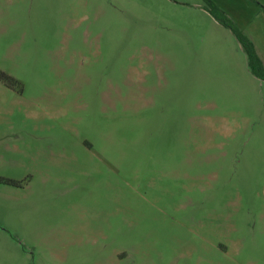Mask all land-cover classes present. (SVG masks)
Returning a JSON list of instances; mask_svg holds the SVG:
<instances>
[{
    "label": "rangeland",
    "instance_id": "1",
    "mask_svg": "<svg viewBox=\"0 0 264 264\" xmlns=\"http://www.w3.org/2000/svg\"><path fill=\"white\" fill-rule=\"evenodd\" d=\"M212 1L264 47V0ZM202 3L0 0V264H264L257 128L224 119L254 108L220 81L244 85L243 52ZM171 74L184 138L163 145L143 107Z\"/></svg>",
    "mask_w": 264,
    "mask_h": 264
},
{
    "label": "crops",
    "instance_id": "2",
    "mask_svg": "<svg viewBox=\"0 0 264 264\" xmlns=\"http://www.w3.org/2000/svg\"><path fill=\"white\" fill-rule=\"evenodd\" d=\"M201 6V4H198ZM204 10V12H208L207 9H205L203 6H201ZM209 13V12H208ZM210 14V13H209ZM215 18V17H214ZM14 21V20H13ZM61 32L58 31L56 34L57 36ZM64 38L62 41H59L57 44H60L62 46L71 45L72 41L67 38V36H71L70 33H67L64 31ZM233 34V32H232ZM235 40L237 41L235 35L233 34ZM251 39V38H250ZM78 42L80 45L84 43V41H81L80 39ZM255 47L257 49V52L259 53L263 64H264V47L261 45L259 40H256L252 37L251 39ZM13 44L12 47L16 46L14 42L21 43L22 41L12 40ZM46 45L50 44L49 41H46ZM54 44L55 42H51ZM238 46L241 48L243 52V60H244V80H241L244 85H241L236 91L233 90V87L230 83V80L228 78H225V75H221L220 81L222 84L223 89L225 90L226 94L230 96V100H238L240 105H245L246 102H251V106L254 108V114L252 115L251 119L250 117H242L240 120L237 117V115H233V110H229V108H233L235 105L233 104H227L225 105L227 108H224V111L229 114V116H224V119L228 120L227 118H231L232 121H239L236 122L235 125L238 127H245L247 129L248 123L251 121L252 124H255V127L257 128L256 131L252 129V132L249 133V131L246 130V142L248 143L249 140H255V144L259 149H261L263 155H264V80L256 76L251 72V70L248 67L247 59L244 50L242 49L240 43ZM8 44L6 43V46ZM79 45V46H80ZM161 81H164V84H160V86H166L168 85V81L170 82V87L166 89H162L161 91V97H160V104L157 105L155 103V106H148L147 104L144 105L143 111L148 112L150 114L154 112H160L163 113V116H160V127H161V142L164 144L168 143L169 141L175 143L178 145V143L181 141V138H184L183 132H182V120L178 116V113L182 112L183 108V102L181 100L182 98V75L181 74H171V75H162L159 77V83ZM246 85H252L251 88L247 87ZM152 89L146 88L147 91H151ZM156 91H153L150 95V98H155ZM213 95V88L212 83L208 81V96L211 98ZM229 107V108H228ZM242 107V109H243ZM212 109V107H211ZM250 119V120H249ZM189 155V154H187ZM88 175L85 173L83 176L86 177ZM80 182H83V179H81Z\"/></svg>",
    "mask_w": 264,
    "mask_h": 264
},
{
    "label": "trees",
    "instance_id": "3",
    "mask_svg": "<svg viewBox=\"0 0 264 264\" xmlns=\"http://www.w3.org/2000/svg\"><path fill=\"white\" fill-rule=\"evenodd\" d=\"M202 6L220 23L227 26L235 35L245 52L247 64L253 74L264 80V64L257 52L254 42L219 8L212 0H203ZM0 78L10 82L12 77L0 70Z\"/></svg>",
    "mask_w": 264,
    "mask_h": 264
}]
</instances>
